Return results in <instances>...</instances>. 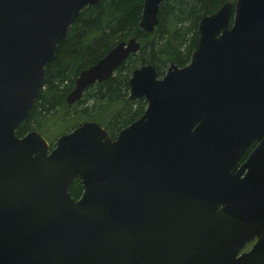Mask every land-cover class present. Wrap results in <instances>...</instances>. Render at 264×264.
Segmentation results:
<instances>
[{
  "label": "water",
  "instance_id": "water-1",
  "mask_svg": "<svg viewBox=\"0 0 264 264\" xmlns=\"http://www.w3.org/2000/svg\"><path fill=\"white\" fill-rule=\"evenodd\" d=\"M99 1L0 0V264H264V0L202 17L186 66L135 68L129 99L147 108L115 140L94 121L52 148L16 136L57 45ZM165 2L144 0L143 32ZM139 49L123 41L80 71L67 105Z\"/></svg>",
  "mask_w": 264,
  "mask_h": 264
},
{
  "label": "trees",
  "instance_id": "trees-1",
  "mask_svg": "<svg viewBox=\"0 0 264 264\" xmlns=\"http://www.w3.org/2000/svg\"><path fill=\"white\" fill-rule=\"evenodd\" d=\"M225 3L234 5L235 0H167L159 6L158 25L150 34L139 26L144 0H100L98 5L87 7L57 45L45 68L44 87L28 118L16 129V136L36 131L52 148L59 136L82 122L94 121L115 140L147 108L143 99H129V79L135 68L151 65L162 77L170 64L186 66L198 46L200 20ZM134 38L139 51L129 55L111 78L91 85L79 101L68 106L66 99L80 71L97 63L116 44ZM82 192L80 182L74 181L70 197L78 200Z\"/></svg>",
  "mask_w": 264,
  "mask_h": 264
},
{
  "label": "flooded vegetation",
  "instance_id": "flooded-vegetation-1",
  "mask_svg": "<svg viewBox=\"0 0 264 264\" xmlns=\"http://www.w3.org/2000/svg\"><path fill=\"white\" fill-rule=\"evenodd\" d=\"M256 145H257V144H254L253 147H255ZM253 147H252V148H253ZM242 162H243V160H242ZM242 162H240V164H242ZM249 245H250V246H249ZM249 245H247L246 248L251 247L252 244H249ZM248 249H249V248H248ZM245 250H246V249H245ZM245 250H244V251H245ZM247 251H248V250H247Z\"/></svg>",
  "mask_w": 264,
  "mask_h": 264
},
{
  "label": "rangeland",
  "instance_id": "rangeland-1",
  "mask_svg": "<svg viewBox=\"0 0 264 264\" xmlns=\"http://www.w3.org/2000/svg\"><path fill=\"white\" fill-rule=\"evenodd\" d=\"M250 246V245H249ZM249 249L251 248V247H248ZM248 248H246V250H245V252L247 251V250H249Z\"/></svg>",
  "mask_w": 264,
  "mask_h": 264
}]
</instances>
